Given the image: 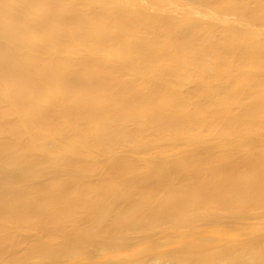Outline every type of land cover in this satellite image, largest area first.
I'll return each mask as SVG.
<instances>
[{
  "label": "bare ground",
  "instance_id": "obj_1",
  "mask_svg": "<svg viewBox=\"0 0 264 264\" xmlns=\"http://www.w3.org/2000/svg\"><path fill=\"white\" fill-rule=\"evenodd\" d=\"M0 264H264V0H0Z\"/></svg>",
  "mask_w": 264,
  "mask_h": 264
}]
</instances>
